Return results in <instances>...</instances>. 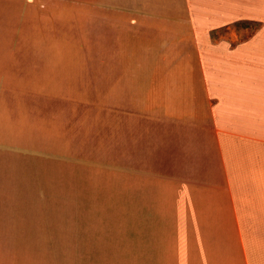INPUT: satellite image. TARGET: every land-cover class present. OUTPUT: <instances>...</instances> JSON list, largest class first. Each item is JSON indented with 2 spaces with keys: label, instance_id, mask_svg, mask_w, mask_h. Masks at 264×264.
I'll use <instances>...</instances> for the list:
<instances>
[{
  "label": "crops",
  "instance_id": "1",
  "mask_svg": "<svg viewBox=\"0 0 264 264\" xmlns=\"http://www.w3.org/2000/svg\"><path fill=\"white\" fill-rule=\"evenodd\" d=\"M70 2L0 0V264H264V0Z\"/></svg>",
  "mask_w": 264,
  "mask_h": 264
},
{
  "label": "rangeland",
  "instance_id": "2",
  "mask_svg": "<svg viewBox=\"0 0 264 264\" xmlns=\"http://www.w3.org/2000/svg\"><path fill=\"white\" fill-rule=\"evenodd\" d=\"M71 3L70 0H65V4ZM71 13H64V21H65V49L69 51H80L81 53H88L89 51V40L88 37H81L80 42L76 44L77 37L79 39V35L74 32V28L72 25V19H71ZM63 25H61V28L59 29L61 31V36H62V28ZM259 25L256 22H246V21H241V22H236L232 24L231 29H220L217 31L216 34H213L214 37H217L219 35H225L228 32H235L236 36L238 38H244L245 36H249L250 34L258 29ZM80 48V49H79ZM71 53V52H70ZM84 98H88L89 94H83ZM64 195L66 197H73V196H83V195H99L97 194V191L92 190V192L89 194L85 190H74L72 188H66ZM93 213V211H92ZM91 215H95L94 213ZM105 221V220H104ZM114 223L112 222H103L102 224H99L98 227L102 228H110ZM66 256L69 254H65Z\"/></svg>",
  "mask_w": 264,
  "mask_h": 264
}]
</instances>
